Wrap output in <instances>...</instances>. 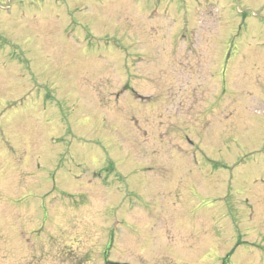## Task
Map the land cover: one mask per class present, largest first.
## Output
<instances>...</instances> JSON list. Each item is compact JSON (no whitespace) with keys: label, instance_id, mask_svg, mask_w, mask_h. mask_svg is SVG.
I'll use <instances>...</instances> for the list:
<instances>
[{"label":"rangeland","instance_id":"rangeland-1","mask_svg":"<svg viewBox=\"0 0 264 264\" xmlns=\"http://www.w3.org/2000/svg\"><path fill=\"white\" fill-rule=\"evenodd\" d=\"M0 264H264V0H0Z\"/></svg>","mask_w":264,"mask_h":264}]
</instances>
